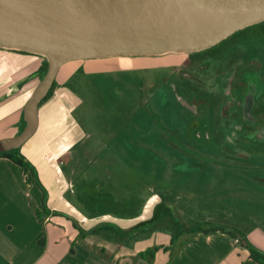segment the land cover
I'll use <instances>...</instances> for the list:
<instances>
[{
	"label": "crops",
	"instance_id": "crops-1",
	"mask_svg": "<svg viewBox=\"0 0 264 264\" xmlns=\"http://www.w3.org/2000/svg\"><path fill=\"white\" fill-rule=\"evenodd\" d=\"M243 44L250 54V46ZM152 56L118 55L60 66L51 92L39 104L35 133L17 147L30 169L0 154V264H260L248 245L227 232L193 231L208 224L235 228L264 252L259 226L227 219L220 210L198 211V203L186 199L215 184L185 181L186 175L207 170L192 164L191 148L178 147L175 135L167 137L149 117L108 116L122 109L124 97L137 103L146 80L156 101L163 91L169 105H180L174 87L162 82L167 66ZM46 62L44 55L0 46V139L17 135L26 125L25 106ZM166 125L182 130L191 147L187 117L169 119ZM134 142L143 147L135 149ZM139 189L147 193L130 201L129 192ZM86 200L114 209L88 215L77 207ZM162 204L175 208L184 227L173 246L169 216L156 217L133 233L136 240L93 232L103 223L125 230L151 221Z\"/></svg>",
	"mask_w": 264,
	"mask_h": 264
},
{
	"label": "rangeland",
	"instance_id": "rangeland-1",
	"mask_svg": "<svg viewBox=\"0 0 264 264\" xmlns=\"http://www.w3.org/2000/svg\"><path fill=\"white\" fill-rule=\"evenodd\" d=\"M246 44L250 46V54L244 44H240L242 49L239 44H233L226 52L208 58L197 66L189 64L187 53L153 55L167 66L162 82L174 87L180 105H169L163 91L161 101H156L146 80L143 83L144 95L137 103L124 97L126 100H123L125 104L122 109L108 116H118L124 120L134 116L149 117L167 137L175 135L178 147L191 148L192 164L207 168L202 174L186 175L185 181L195 183L203 179L202 182L215 183L207 191L201 194L196 191L185 196L186 199L193 198L198 203L195 207L198 211L220 210L227 219L246 226L256 224L264 230V37L248 39ZM257 53L262 54L261 60ZM253 103L256 104L250 118L248 115ZM183 116L191 123V147L181 136L182 130H174L166 125L169 119L180 120ZM138 145L143 147L137 142L132 143L135 149ZM160 150L164 151L162 148ZM215 166L219 167L218 172L213 170ZM219 183L224 188L216 185ZM133 191L129 192L132 202L140 201L141 196L147 193L143 189L137 190L138 193ZM81 192L90 193L88 190ZM220 193L223 195L218 196ZM204 200L208 201V206H200ZM88 201L86 205L77 206L88 215L114 209L110 205H94ZM129 237L136 240L135 234Z\"/></svg>",
	"mask_w": 264,
	"mask_h": 264
},
{
	"label": "water",
	"instance_id": "water-1",
	"mask_svg": "<svg viewBox=\"0 0 264 264\" xmlns=\"http://www.w3.org/2000/svg\"><path fill=\"white\" fill-rule=\"evenodd\" d=\"M264 22V0H0V46L47 57L25 106L26 125L0 152L36 131L39 104L66 62L118 55L195 53Z\"/></svg>",
	"mask_w": 264,
	"mask_h": 264
},
{
	"label": "trees",
	"instance_id": "trees-1",
	"mask_svg": "<svg viewBox=\"0 0 264 264\" xmlns=\"http://www.w3.org/2000/svg\"><path fill=\"white\" fill-rule=\"evenodd\" d=\"M263 37H264V22L248 26L244 29H241V30L233 33L231 36L224 39L221 43H219V44H217V45H215L209 49L188 54L189 59H190L189 64H191L192 66H197L198 64L202 63L203 61H205L208 58L215 57L219 53L226 52V50L229 49L231 47V45H233V44H234V46L236 44L240 45V44H243V42L246 41L247 39H257V38H263ZM239 48L242 49V46L240 45ZM241 52H242V50H241ZM47 68H48V63L46 62L45 67H44V74L46 73ZM44 74H43V76H44ZM51 89H52V87L50 88L48 94L42 100L47 98V96L51 92ZM17 151H18L17 148H12L10 150L1 151L0 154H3V155L10 157L12 160H14L19 165H21L25 170H29L30 169L29 163L22 156L18 155ZM162 216H169L170 220L172 222L173 229H174V231L172 232V246H173L177 243L179 236L183 233L184 227L182 225V221H181L180 216L177 214L175 208L171 205L163 206V204H162L159 208L158 207L156 208L154 217L152 218L151 221L142 222V223L135 225L131 228L124 230V229L118 228L114 225L103 224V225H99L98 227H96L93 230V232L97 233V234H100L102 232H112V233H116L120 236L131 235V234L135 233L136 231L142 229L146 225H149L150 223H152L156 217L158 218V217H162ZM198 230H203L206 232L220 230V231L227 232L233 238H236L240 242H243L244 244L248 245L250 252H251V257L254 260H256L257 262H259L260 264H264V252L253 247L248 242V240L246 239L245 234H243L239 230H237L235 228L217 226V225H212V224H208L207 228H205L204 226H198L193 231H198ZM150 252L151 251H149V254L151 255Z\"/></svg>",
	"mask_w": 264,
	"mask_h": 264
}]
</instances>
